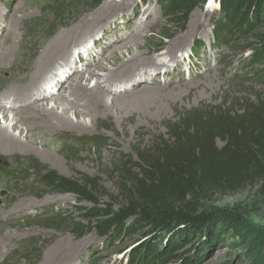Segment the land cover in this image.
<instances>
[{
    "label": "rangeland",
    "instance_id": "1",
    "mask_svg": "<svg viewBox=\"0 0 264 264\" xmlns=\"http://www.w3.org/2000/svg\"><path fill=\"white\" fill-rule=\"evenodd\" d=\"M161 1L102 0L95 5L90 0H0V51L11 22L16 26V38L23 44L17 62L24 64L36 59L42 43L57 37L71 23L88 18L90 30L68 47L69 61L81 70L79 73L84 74L81 67L99 53L105 55L104 49L109 44L113 49L133 36L145 56L164 60L168 69L162 74L159 72L165 70L159 67L154 73L151 64H146L132 84L142 81L147 86L158 85L169 95V99L159 104L162 113L151 112L148 120L141 123L135 115L130 118L110 111L100 113L93 122L88 121V129L56 130L51 135L50 148L0 146V264H43L47 254L61 243L74 248L64 264H128V259L136 256L149 264L150 254L142 247L156 239L161 250L172 233H152L145 223L132 234L101 236L95 227L99 218L85 216L87 211L121 208L124 201L117 173L119 164L137 162L136 150L158 137L166 138L169 125L178 122L185 113L216 106L228 108L264 94V12L258 21L245 25L244 32L237 33L235 28H223L218 2L208 0L196 7L180 27L169 23ZM138 29L141 35H136ZM177 37L184 40L175 59L170 60L165 53ZM131 48L135 51V47ZM121 52L129 58L123 47ZM22 64L12 75L16 81L27 74L20 68ZM9 79L10 72L0 67V104L6 107L3 119L0 113L2 128L17 111H11L12 102L5 100L9 87L15 86ZM68 91L63 82L56 94L67 95ZM71 120L77 122L73 116ZM8 132L25 142V130L20 124ZM95 139L100 144L94 143ZM34 165L42 172L33 169ZM133 171L136 173L137 169ZM46 172L79 183L93 181L97 203L80 202L72 194L49 190L39 181ZM200 203L214 215V221L220 222L218 226L223 232L212 240L193 238L182 242L163 264H177L179 259L173 257L194 264H251L246 256L248 250L264 238V205H253L247 194L214 197ZM51 219L54 221L50 222ZM62 220L65 223H60ZM131 222L132 219L126 224ZM73 225L84 227V232L72 233Z\"/></svg>",
    "mask_w": 264,
    "mask_h": 264
},
{
    "label": "trees",
    "instance_id": "2",
    "mask_svg": "<svg viewBox=\"0 0 264 264\" xmlns=\"http://www.w3.org/2000/svg\"><path fill=\"white\" fill-rule=\"evenodd\" d=\"M90 1L97 5L102 0ZM216 1L223 14V28H235L237 33L244 32L243 27L258 21L264 12V0ZM161 2L169 23L182 27L190 13L208 0ZM94 143L100 144L99 139ZM136 151L137 162L124 161L118 166L124 201L121 208L92 209L85 216L99 218L95 227L101 236L109 238L132 234L145 223L152 233H172L161 250L156 239L142 247L150 254L149 264H163L182 242L193 238L212 240L223 232L220 222L214 221V215L205 211L200 202L247 194L253 205H264V94L228 108L189 111L169 125L166 138L158 137ZM32 168L42 172L38 166ZM39 181L51 191L72 194L80 202L97 203L93 181L79 183L52 172L42 174ZM130 219L132 222L127 225ZM71 230L81 235L84 227L73 225ZM248 251L251 264H264V238ZM173 259H179L177 264H194L179 257ZM140 261L147 264L141 256L130 257L128 264Z\"/></svg>",
    "mask_w": 264,
    "mask_h": 264
},
{
    "label": "bare ground",
    "instance_id": "3",
    "mask_svg": "<svg viewBox=\"0 0 264 264\" xmlns=\"http://www.w3.org/2000/svg\"><path fill=\"white\" fill-rule=\"evenodd\" d=\"M89 23L88 18L81 19L77 24L71 23L57 37L40 45V53L36 59L24 64L16 61L23 47L16 38L14 32L16 26L11 22L8 23L4 47L0 51V67L4 66L10 72L9 82L15 84L9 87L7 91L9 97L6 96L5 100L12 102L11 111H17L5 128L0 126V146L7 149H23L35 145L50 148L53 144L51 141L53 132L67 127L85 129L87 122H93L100 113L114 111L117 115L123 114L124 117L130 118L135 115L138 123L148 120L151 112L162 113L159 104L161 100L169 99V95L163 93L164 90L157 84V86L154 84L147 86L142 81L134 84L132 82L137 81L141 75V68L146 64H151L154 73L160 67L165 71L159 73L165 74L168 69L165 67L166 62L145 56L140 51L141 45L133 36L126 43L113 46V49L109 44L106 51L104 49L105 55L101 52L81 67L84 69V74L79 73L81 70H77L76 66L72 65L69 61L68 47L86 35L85 33L90 30ZM136 35H141L140 29L137 30ZM183 40V37H177L168 46L165 54L171 57L170 60L175 59V54ZM130 44L135 47V51ZM122 47L129 54V58L123 56ZM110 51L112 52L108 54ZM103 62H107V65ZM21 64L23 66L20 68L27 74L16 81L12 75ZM96 71L102 74L98 76ZM96 75L98 77H95ZM163 80L166 82L165 79ZM63 82L69 87L68 94L58 95L56 89ZM121 88L127 90L112 91ZM48 102L52 105L47 104ZM5 111L6 107L1 103L2 119L5 117ZM71 116L77 120L76 123H73ZM18 124L24 127L25 142L8 132V129L13 130ZM19 135L22 136V133L20 132ZM57 249L47 254L43 264L60 263V261L63 263L74 250L68 243H61Z\"/></svg>",
    "mask_w": 264,
    "mask_h": 264
}]
</instances>
